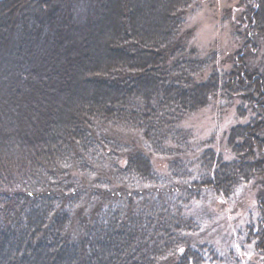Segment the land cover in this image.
<instances>
[{
  "label": "trees",
  "instance_id": "obj_1",
  "mask_svg": "<svg viewBox=\"0 0 264 264\" xmlns=\"http://www.w3.org/2000/svg\"><path fill=\"white\" fill-rule=\"evenodd\" d=\"M195 1L0 0V264H200L214 251L191 245L184 210L248 185L264 255V67L246 63L264 0H241L228 70L192 44ZM218 99L245 121L232 159L194 160L181 124Z\"/></svg>",
  "mask_w": 264,
  "mask_h": 264
},
{
  "label": "rangeland",
  "instance_id": "obj_2",
  "mask_svg": "<svg viewBox=\"0 0 264 264\" xmlns=\"http://www.w3.org/2000/svg\"><path fill=\"white\" fill-rule=\"evenodd\" d=\"M240 4L241 0H196L186 17V28L194 35L193 46L203 58L217 54L219 64L225 70L231 67L233 57L241 49L234 38ZM246 63L251 72L261 73L264 67L263 47L257 54L249 55ZM206 78L207 74L202 81ZM237 105L238 102L228 104L223 100H212L208 107L182 122L181 128L191 134V157L194 160L206 150L221 154L225 160L232 159L226 146V135L232 127L245 123L236 118ZM122 135L128 136L124 141L143 149L140 138L125 131ZM144 154L157 174L167 175V160L147 150ZM258 194L255 185L240 186L228 199L205 192L184 210V218L192 227L186 232L191 245L214 251L213 257L205 253L200 264H264V255L255 252Z\"/></svg>",
  "mask_w": 264,
  "mask_h": 264
}]
</instances>
